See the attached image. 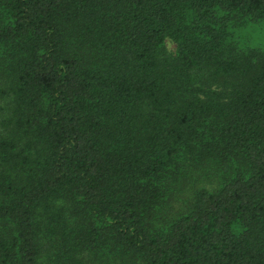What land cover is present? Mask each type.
I'll use <instances>...</instances> for the list:
<instances>
[{
  "label": "trees",
  "instance_id": "trees-1",
  "mask_svg": "<svg viewBox=\"0 0 264 264\" xmlns=\"http://www.w3.org/2000/svg\"><path fill=\"white\" fill-rule=\"evenodd\" d=\"M259 30L264 0H0V264H264Z\"/></svg>",
  "mask_w": 264,
  "mask_h": 264
},
{
  "label": "rangeland",
  "instance_id": "rangeland-1",
  "mask_svg": "<svg viewBox=\"0 0 264 264\" xmlns=\"http://www.w3.org/2000/svg\"><path fill=\"white\" fill-rule=\"evenodd\" d=\"M253 34H254V39L255 38L262 37L263 39H260V40H264V32L263 31L259 30L257 33H253ZM166 44H167V47H168V49L170 51H175L176 45H175V43L172 40L168 39L167 42H166ZM178 207H180V203L179 202H177V204L175 205L174 208L175 209H179Z\"/></svg>",
  "mask_w": 264,
  "mask_h": 264
}]
</instances>
